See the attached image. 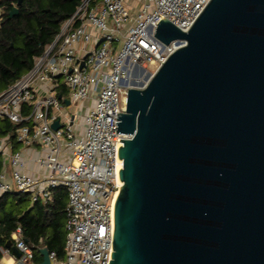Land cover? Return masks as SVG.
Instances as JSON below:
<instances>
[{
    "label": "water",
    "instance_id": "water-1",
    "mask_svg": "<svg viewBox=\"0 0 264 264\" xmlns=\"http://www.w3.org/2000/svg\"><path fill=\"white\" fill-rule=\"evenodd\" d=\"M161 17L185 44L114 118L131 137L107 263L264 264V0H209L187 31Z\"/></svg>",
    "mask_w": 264,
    "mask_h": 264
},
{
    "label": "built area",
    "instance_id": "built-area-1",
    "mask_svg": "<svg viewBox=\"0 0 264 264\" xmlns=\"http://www.w3.org/2000/svg\"><path fill=\"white\" fill-rule=\"evenodd\" d=\"M208 1L82 0L31 69L0 91V118L24 123L13 137L0 132V158L10 167L0 171V196L16 192L46 204L55 188L66 190L65 255L48 251L50 264H108L114 203L122 185L119 138L131 137L116 132L114 118L125 111L132 82L148 68L154 73L185 44L156 38L161 15L187 31ZM60 86L67 96L58 98ZM64 98L75 108L89 100L85 114L65 110ZM15 142L37 145L40 152L13 149ZM31 163L40 175L25 171ZM11 242L20 255L2 246L1 259L35 264L21 227L12 232Z\"/></svg>",
    "mask_w": 264,
    "mask_h": 264
},
{
    "label": "trees",
    "instance_id": "trees-1",
    "mask_svg": "<svg viewBox=\"0 0 264 264\" xmlns=\"http://www.w3.org/2000/svg\"><path fill=\"white\" fill-rule=\"evenodd\" d=\"M18 1L0 0V91L31 69L35 57L53 42L82 0H21L20 4ZM14 6L18 13L9 16ZM66 93L64 86L57 90V95ZM22 124L0 118V132L13 137ZM66 201V190L61 186L53 190V199L46 204L30 203L28 195L16 192L0 196V247L11 240L12 232L19 226L33 248L35 264L42 261L41 247L64 257Z\"/></svg>",
    "mask_w": 264,
    "mask_h": 264
},
{
    "label": "crops",
    "instance_id": "crops-1",
    "mask_svg": "<svg viewBox=\"0 0 264 264\" xmlns=\"http://www.w3.org/2000/svg\"><path fill=\"white\" fill-rule=\"evenodd\" d=\"M39 147L37 146V145H34V146H32V147H25L23 144H21V143H14L13 144V149H16V150H23V151H25V153L26 154H32V155H35V154H37L38 152H40L39 151V149H38ZM0 171L2 170V168H4L7 172H9V170H10V167H9V165L8 164H5L4 166H3V163H2V160H1V158H0ZM25 171H27V172H30V173H33V174H35V175H40L41 173H42V171L40 170V168L39 167H37L35 164H33V163H31V164H29L28 166H27V168L25 169ZM30 203H32L31 201H30ZM64 230H65V222H64ZM42 248V247H41ZM41 254V253H40ZM7 258H10L9 256H4L1 260H0V264H5V261H7ZM13 259L11 258V261H12Z\"/></svg>",
    "mask_w": 264,
    "mask_h": 264
},
{
    "label": "rangeland",
    "instance_id": "rangeland-1",
    "mask_svg": "<svg viewBox=\"0 0 264 264\" xmlns=\"http://www.w3.org/2000/svg\"><path fill=\"white\" fill-rule=\"evenodd\" d=\"M149 70H147V71H144L142 74H141V76L136 80V81H141V82H143V84L144 83H146L148 80H149V78H147L146 80H145V76H146V74L147 73H149L150 74V76L153 74V72H152V69L151 68H148ZM68 95V93H66V95L65 96H67ZM88 105H89V100L88 101H84V102H80V103H77L76 104V108L73 106V105H69V106H66L65 107V110H67V111H72V110H74V111H78L81 115H84L85 114V112H86V109L88 108Z\"/></svg>",
    "mask_w": 264,
    "mask_h": 264
},
{
    "label": "bare ground",
    "instance_id": "bare-ground-1",
    "mask_svg": "<svg viewBox=\"0 0 264 264\" xmlns=\"http://www.w3.org/2000/svg\"><path fill=\"white\" fill-rule=\"evenodd\" d=\"M142 73V72H141ZM150 77V74L149 73H147L146 74V76H145V80L147 79V78H149ZM133 83V85H135V86H140V85H143V82H141V81H134V82H132ZM9 261H11V258H7V261H5V264H8V262Z\"/></svg>",
    "mask_w": 264,
    "mask_h": 264
},
{
    "label": "clouds",
    "instance_id": "clouds-1",
    "mask_svg": "<svg viewBox=\"0 0 264 264\" xmlns=\"http://www.w3.org/2000/svg\"><path fill=\"white\" fill-rule=\"evenodd\" d=\"M8 264H13V262L12 261H9Z\"/></svg>",
    "mask_w": 264,
    "mask_h": 264
}]
</instances>
